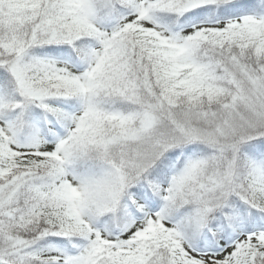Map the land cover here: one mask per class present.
<instances>
[{"label": "snow or ice", "instance_id": "obj_1", "mask_svg": "<svg viewBox=\"0 0 264 264\" xmlns=\"http://www.w3.org/2000/svg\"><path fill=\"white\" fill-rule=\"evenodd\" d=\"M0 264H264V0H0Z\"/></svg>", "mask_w": 264, "mask_h": 264}]
</instances>
